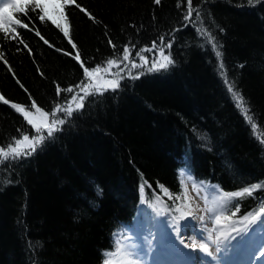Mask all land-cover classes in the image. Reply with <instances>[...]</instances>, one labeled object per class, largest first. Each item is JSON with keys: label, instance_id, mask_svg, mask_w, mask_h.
<instances>
[{"label": "trees", "instance_id": "16d2710c", "mask_svg": "<svg viewBox=\"0 0 264 264\" xmlns=\"http://www.w3.org/2000/svg\"><path fill=\"white\" fill-rule=\"evenodd\" d=\"M177 3L75 0L64 6L67 37L30 4L26 15L15 14L28 29L13 25L16 39L0 33L8 61H0V95L10 102L0 101V147L21 132L37 134L11 104L26 110L35 101L49 115L60 105L59 119L87 82L85 68L122 60L125 45L134 63L149 57L137 70L119 73L115 92L84 94L83 108L71 110L42 150L0 164V264H104L118 246L116 232L135 226L145 211L177 212L181 168L219 187L233 228L258 223L264 232V0H192L201 19L193 12L190 23L187 0L179 9ZM205 27L223 45L228 81L247 102L250 121L227 90L211 44L197 33ZM161 36L165 44L172 39L163 55L170 51L175 63L149 72L159 49H147ZM57 85L80 87L58 97ZM246 187L250 193L242 192ZM234 192L242 194L229 195Z\"/></svg>", "mask_w": 264, "mask_h": 264}, {"label": "snow or ice", "instance_id": "6c2138e0", "mask_svg": "<svg viewBox=\"0 0 264 264\" xmlns=\"http://www.w3.org/2000/svg\"><path fill=\"white\" fill-rule=\"evenodd\" d=\"M161 0H155L156 4H160ZM253 0H249V4H252ZM30 4H34L36 8L40 9L41 12L43 13L42 15L39 16V19L41 21H44L45 18H47L48 20H50L54 25H56L58 28H60L64 35L67 37L69 35V27H68V23H67V17L64 14V6L67 4H75V0H7L6 3H3L2 5H0V33H4V34H15L13 35V39H16V36H18L19 34L17 33V30L15 27H13V25H19L24 29H28V24H25L22 22V20L17 19L16 18V13H22V14H27L28 11V6ZM187 4H188V10L186 12V14L184 15V20L188 21L189 23L191 22V17L193 15V12L196 13V20H200L201 19V14H200V9L199 7L197 8H193L192 7V0H187ZM51 7V11L49 10ZM76 7H79V5H76ZM181 7V3L180 0H178L177 3V8L179 9ZM82 11H85V9H82ZM90 18L91 14L88 13ZM58 17H60V19H58ZM94 19V18H93ZM63 21V22H61ZM189 24L186 23L184 24V27H188ZM32 30V29H29ZM179 30V29H177ZM220 31H223V29H220ZM197 33L198 35H201L202 37L206 38L208 43L211 44V47L213 49V51L215 52V55L219 61V65L218 68L220 69V75L222 76L224 83L227 87V90L229 91V93H231L233 95V98L236 101L237 107H241L244 106L246 108V112L245 117L247 120H251L252 117L250 115H248V112H250V109H247V102L244 100V97L235 90V85L233 82H229L228 78H227V68L223 62V53L222 51H220L219 49L223 47V45H219L216 42V38L215 36H213V34L205 27L203 32H201L200 28H197ZM36 35L40 36V33L38 30H36ZM42 40L44 39L42 36L40 37ZM20 43H23L22 39L19 41ZM44 43H48L47 40L44 41ZM108 43L115 49V45L112 43L111 38H109ZM172 39H168L167 43L165 44V37L161 36L159 37V44H157L156 41H153L152 43V48L147 49L148 51H153L156 49H159V53L161 55L164 54L165 49H170L172 46ZM25 48H28V45L25 43L24 44ZM73 47H75V45H73ZM18 51L20 50L19 48L17 49ZM29 53L31 54V49H28ZM129 51V48L127 45L124 46L123 48V52H124V56L123 59H128L127 53ZM143 51V50H141ZM137 56L141 55V52L138 51L136 53ZM171 53L169 51L168 56H165V59L167 60V63H160L159 66L157 67V65L155 63L152 64V66L148 69L149 72L151 71H158L161 69H167L169 67L170 64H174L175 61L170 59ZM142 59H145L143 57H141ZM75 59L77 61H80V54L77 51ZM0 61H3L6 65L8 64V61L5 59L4 53L3 51H0ZM106 63L108 65H113L115 63V61L111 58H109ZM133 67H136L135 64H133ZM241 67H243V65H241ZM100 69L101 66L97 65L95 68H92L91 70H89L88 68L84 69V73H85V77H92V76H96L98 73H100ZM9 71H11V68L9 66ZM143 73H140V75H142ZM14 75V73H13ZM134 78H139L134 77ZM17 83H19V81H17ZM21 87H23V85H21ZM80 87V85H74V86H70L67 89H61L59 85H57V96H60L61 91H66L71 93L74 88H78ZM119 88V83L118 82H112V81H107L106 82V86L103 87H98L95 89L94 93H88V96H92V95H103V93L105 91L111 90L113 92H115L117 89ZM73 99H75V97H73ZM86 99V97H81V104L77 106V108L75 109V111L77 113H79V111L83 108L84 106V100ZM0 101H3L5 104L10 103L8 100H6L3 95H0ZM11 107L13 109H15L17 112H20L23 114L26 122L28 125L31 126L30 130H35V132L37 133V135H33V136H29L26 133H22L21 130H18V132H21V139H17L15 137L12 138L15 146H13L12 143L7 144L4 147H0V164H8L9 166L16 164L22 160H26L28 158H30L31 156H33L37 151L42 150L44 143L47 140L53 139L54 138V133L55 132H59L62 131V125H64L65 123H67L68 119L71 118L72 116V111H68L67 113L63 114L59 119H58V125L56 127H52L51 124H57V120H53L51 121V124L46 120V118L49 116V113L44 112L42 109H40L39 107L36 106L35 101H33L31 107L36 109L37 113H42L41 116H34L32 113L28 112L27 110H25L24 106L19 105V104H11ZM60 107V105H56V107L53 109L51 115L53 117L56 116V110ZM253 128H255V125L253 124ZM46 130V135H43L41 133H43ZM6 148L8 149L6 151ZM186 175V170L185 169H181L180 170V176L184 177ZM188 179H192V177L189 175L187 177ZM181 185H183L184 180L181 179L180 181ZM203 183V182H201ZM259 187V185H252L251 188H257ZM140 191L141 193L144 192V186L141 185L140 187ZM242 192H251L250 188H244L242 189ZM242 193L241 192H234V193H230L229 195L231 196H240ZM187 217H191V215L189 214V216ZM185 217V218H187ZM184 218V219H185ZM177 234H179V228L176 229ZM178 239H179V235H178ZM180 243L184 245L185 248H188V245L185 244L184 240L180 239ZM189 249V248H188ZM191 250H197L195 248V244L193 243ZM220 249L219 247H217L216 251L218 252ZM202 251L204 253L213 255L211 252H209L208 247L206 246H202ZM129 255H132L131 252L129 253ZM261 256H264V253H261ZM104 264H111V262L109 260H105Z\"/></svg>", "mask_w": 264, "mask_h": 264}, {"label": "rangeland", "instance_id": "374dc122", "mask_svg": "<svg viewBox=\"0 0 264 264\" xmlns=\"http://www.w3.org/2000/svg\"><path fill=\"white\" fill-rule=\"evenodd\" d=\"M7 0H0V5L6 3ZM51 11V7L49 9ZM155 63L159 66V63L166 61L164 55H161L159 51L156 53ZM145 59H140L139 63H134L129 57L128 59L114 60L113 65H104L101 66L100 73L96 76L87 77V82L80 87V89L73 95L71 100L66 103L65 109L66 112L73 110L74 107L81 104V97L89 93L92 90H95L98 87L106 86L107 81L115 82L119 73L122 72L125 68L129 71L130 68L134 67L137 70L140 63H147L149 60L146 55H141ZM91 70V69H90ZM28 112L32 113L34 116H41L42 113H37L36 109H26ZM58 119L49 115L46 120L51 124V121ZM56 124H51L52 127H56ZM42 134V133H41ZM37 135V134H34ZM31 136V135H29ZM22 138V137H21ZM19 138V139H21ZM13 146L15 144L13 143ZM8 149H6L7 151ZM189 175L181 177L184 180L183 183V195L179 196V204L177 205V212L174 213L171 209L158 208L154 210V213L145 211L142 218L137 222L136 226L124 227L123 229L116 232V240L118 241V246L114 251L108 253V259L111 264H143L144 259L140 255V250L136 247L139 240L144 241V234L142 233L147 227V225L153 226L155 231L161 232L164 228L169 226H175L176 224L179 228L187 227L188 217L184 215L182 208L185 205L190 204V194L192 195L195 203L197 204L198 211V220L197 226L201 228L196 235V241L199 246H206L213 255L216 253L215 247V234L214 228L217 223L221 224L224 229H227V237H236L240 240L243 238H251V240H256L257 247L253 254L263 249L264 247V232L261 230V227L255 225L254 227L248 229V227H239L233 228L232 221L230 217L224 213V199L220 194L218 187L214 184H205L193 179H188ZM172 196V195H171ZM189 196V197H188ZM187 217V218H185ZM185 218V219H184ZM199 222V223H198ZM202 250V248H201ZM131 252L132 255H129ZM203 252V251H202ZM207 254V253H206ZM210 255V254H208ZM207 260V259H206ZM198 261L197 264H214L211 259L207 261L202 260Z\"/></svg>", "mask_w": 264, "mask_h": 264}, {"label": "bare ground", "instance_id": "6f19581e", "mask_svg": "<svg viewBox=\"0 0 264 264\" xmlns=\"http://www.w3.org/2000/svg\"><path fill=\"white\" fill-rule=\"evenodd\" d=\"M189 196L190 204L182 208L184 215H191L188 217L187 227L179 228L176 224L164 228L161 232L155 231L150 225L145 227L142 232L144 241L136 242V247L144 259L143 264H197L198 261L202 263V260L208 259H211L214 264H264V256H261V253H264V247L253 254L256 244L254 240L227 237L224 227L219 223L215 225L214 234L215 247L216 249L219 247L220 250L216 251L215 255L202 252V247L197 244L195 238L196 235L198 237L197 232L201 229L197 226L198 208L192 195ZM177 228H179V234L176 232ZM180 239L184 240L189 249L180 243ZM193 243L197 250H191Z\"/></svg>", "mask_w": 264, "mask_h": 264}]
</instances>
